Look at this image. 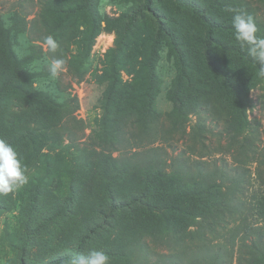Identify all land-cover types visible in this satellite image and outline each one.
Instances as JSON below:
<instances>
[{"label": "rangeland", "instance_id": "1", "mask_svg": "<svg viewBox=\"0 0 264 264\" xmlns=\"http://www.w3.org/2000/svg\"><path fill=\"white\" fill-rule=\"evenodd\" d=\"M144 5L0 0V139L15 148L28 176L0 194V264H46L92 249L106 252L109 264H190L198 248L186 242L172 249L157 237L191 228L199 211L165 221L133 205L156 184L148 186L141 170L112 166L108 157H120L113 142L123 133L126 146L139 149L177 137L169 148L176 155L185 146L198 151L201 141L212 150L250 141L256 129L264 136V77L235 39L229 11L252 15L264 37V0ZM193 6L217 23L213 40ZM47 35L59 45L55 52ZM9 49L18 67L5 63ZM57 59L64 65L52 77L48 67ZM248 166L254 178L257 164ZM260 187L253 181V195ZM233 230L219 242L233 249L231 264H241V232Z\"/></svg>", "mask_w": 264, "mask_h": 264}, {"label": "trees", "instance_id": "2", "mask_svg": "<svg viewBox=\"0 0 264 264\" xmlns=\"http://www.w3.org/2000/svg\"><path fill=\"white\" fill-rule=\"evenodd\" d=\"M151 0H145L149 9ZM193 14L207 27V38L213 40L218 25L206 12L195 6ZM163 30L160 23L159 33ZM10 56L5 63L18 67L19 60L9 49ZM226 74V73H225ZM234 89H236L234 87ZM0 92V108H1ZM174 111L179 112L178 108ZM173 132V131H172ZM186 132V131H185ZM121 133L113 142V150L120 157H108L112 166L123 163V172L142 171L148 186L140 199L133 205L143 208L142 212L151 218L168 221L176 216H188L194 219L199 211V221L190 226L179 227L169 237H157L159 242L172 245L177 249L180 243H189L198 248L190 264H231L233 249L219 242L230 230L241 232L237 259L241 264H264V136L262 130H255L248 140H228L218 142L212 150L211 142L201 141L197 151L193 147H184L176 155L169 152L179 142L177 137L161 138L158 143L133 149L126 146ZM184 134V133H183ZM200 154V155H198ZM193 157H192V156ZM121 159V161H117ZM257 164L255 177L249 169V163ZM128 170V172H127ZM259 182L262 190L253 195V181ZM165 187L162 192L161 188ZM111 201H114L111 198ZM35 204V197L32 205ZM120 203L114 209L124 207ZM130 208V206L128 207ZM132 210V209H131ZM187 214V215H185ZM194 215V216H193ZM221 243V244H220ZM216 247V248H215ZM193 248V250L195 249ZM202 248L200 251L199 249ZM171 252V249L169 251ZM77 252L60 256L46 264H71ZM166 257V254L161 257ZM169 257V256H168ZM174 261L177 255H170ZM189 261V260H188Z\"/></svg>", "mask_w": 264, "mask_h": 264}, {"label": "clouds", "instance_id": "3", "mask_svg": "<svg viewBox=\"0 0 264 264\" xmlns=\"http://www.w3.org/2000/svg\"><path fill=\"white\" fill-rule=\"evenodd\" d=\"M229 11L235 13L231 21L235 39L259 63V75L264 77V37L257 35L258 27L254 17L236 9ZM43 40L50 51L57 50L59 45L52 35L45 36ZM63 65V59L53 60L48 67L50 75L58 76ZM27 182L28 176L17 151L4 139H0V194L12 193ZM71 264H109V256L104 251L92 249L72 259Z\"/></svg>", "mask_w": 264, "mask_h": 264}]
</instances>
